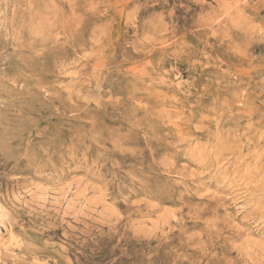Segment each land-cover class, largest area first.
Returning a JSON list of instances; mask_svg holds the SVG:
<instances>
[{"label": "rangeland", "instance_id": "374dc122", "mask_svg": "<svg viewBox=\"0 0 264 264\" xmlns=\"http://www.w3.org/2000/svg\"><path fill=\"white\" fill-rule=\"evenodd\" d=\"M263 249L264 0H0V264Z\"/></svg>", "mask_w": 264, "mask_h": 264}, {"label": "bare ground", "instance_id": "6f19581e", "mask_svg": "<svg viewBox=\"0 0 264 264\" xmlns=\"http://www.w3.org/2000/svg\"><path fill=\"white\" fill-rule=\"evenodd\" d=\"M22 3V5H23V3H25V2H23V1H21ZM19 4V3H18ZM6 5V4H5ZM56 13V12H55ZM14 14H15V12H14ZM36 14V13H35ZM58 15V14H57ZM33 23V22H32ZM42 23V22H41ZM76 28V27H75ZM46 30V29H45ZM36 32V31H35ZM42 33V32H41ZM43 35V34H42ZM30 46V45H29ZM50 95V94H49ZM203 136V135H202ZM187 139V138H186ZM200 142V141H199ZM196 149V148H195ZM191 151H193V150H191ZM193 154V153H192ZM183 158V157H182ZM197 158V157H196ZM201 158V157H200ZM229 163V162H228ZM235 163V162H234ZM234 167V166H233ZM237 172V171H236ZM248 173V172H247ZM227 174V173H226ZM243 175V174H242ZM184 176V175H183ZM187 176V175H186ZM189 176V175H188ZM191 177V176H190ZM194 177V176H193ZM249 177V176H248ZM188 179V178H187ZM204 179V178H203ZM249 179V178H248ZM199 181V180H198ZM188 183V182H187ZM206 184V183H205ZM209 184V183H208ZM197 188V187H196ZM222 189V188H221ZM258 189V188H257ZM228 206V205H227ZM217 212V211H216ZM263 212V211H262ZM234 220V219H233ZM228 228V227H227ZM234 234V233H233ZM259 247V246H258ZM264 250V249H263ZM257 254V253H256ZM261 254V253H260ZM247 255V254H246ZM254 261V260H253Z\"/></svg>", "mask_w": 264, "mask_h": 264}]
</instances>
